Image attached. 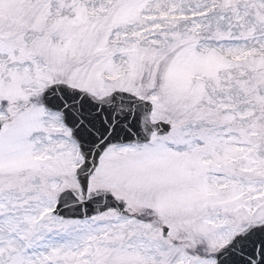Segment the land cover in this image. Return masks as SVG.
Masks as SVG:
<instances>
[{
    "label": "snow or ice",
    "instance_id": "snow-or-ice-1",
    "mask_svg": "<svg viewBox=\"0 0 264 264\" xmlns=\"http://www.w3.org/2000/svg\"><path fill=\"white\" fill-rule=\"evenodd\" d=\"M0 264H264V0H0Z\"/></svg>",
    "mask_w": 264,
    "mask_h": 264
}]
</instances>
